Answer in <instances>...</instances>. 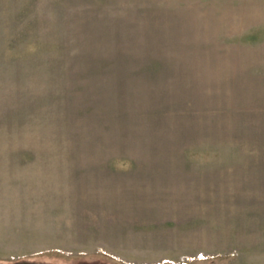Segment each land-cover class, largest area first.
I'll use <instances>...</instances> for the list:
<instances>
[{
	"label": "rangeland",
	"instance_id": "rangeland-1",
	"mask_svg": "<svg viewBox=\"0 0 264 264\" xmlns=\"http://www.w3.org/2000/svg\"><path fill=\"white\" fill-rule=\"evenodd\" d=\"M264 264V0H0V264Z\"/></svg>",
	"mask_w": 264,
	"mask_h": 264
},
{
	"label": "water",
	"instance_id": "water-1",
	"mask_svg": "<svg viewBox=\"0 0 264 264\" xmlns=\"http://www.w3.org/2000/svg\"><path fill=\"white\" fill-rule=\"evenodd\" d=\"M16 264H19V263H16Z\"/></svg>",
	"mask_w": 264,
	"mask_h": 264
}]
</instances>
